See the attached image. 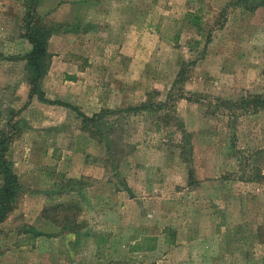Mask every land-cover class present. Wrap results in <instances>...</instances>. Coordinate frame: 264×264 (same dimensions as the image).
Listing matches in <instances>:
<instances>
[{
    "label": "rangeland",
    "instance_id": "1",
    "mask_svg": "<svg viewBox=\"0 0 264 264\" xmlns=\"http://www.w3.org/2000/svg\"><path fill=\"white\" fill-rule=\"evenodd\" d=\"M0 0V264H264V0Z\"/></svg>",
    "mask_w": 264,
    "mask_h": 264
},
{
    "label": "trees",
    "instance_id": "2",
    "mask_svg": "<svg viewBox=\"0 0 264 264\" xmlns=\"http://www.w3.org/2000/svg\"><path fill=\"white\" fill-rule=\"evenodd\" d=\"M27 11L23 18L24 36L31 44V49L25 55L26 70L30 93H38L39 83L48 67L49 54L47 51V39L49 29L36 26L33 10L36 0H26ZM8 137L0 138V224L5 220L22 196V186L18 175L13 171L12 165L6 157Z\"/></svg>",
    "mask_w": 264,
    "mask_h": 264
}]
</instances>
